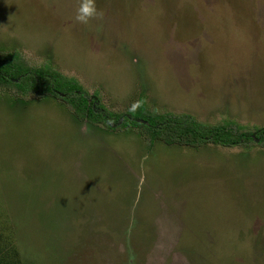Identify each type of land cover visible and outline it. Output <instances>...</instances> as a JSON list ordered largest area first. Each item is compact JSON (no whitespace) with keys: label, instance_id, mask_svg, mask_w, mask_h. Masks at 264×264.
<instances>
[{"label":"rangeland","instance_id":"1","mask_svg":"<svg viewBox=\"0 0 264 264\" xmlns=\"http://www.w3.org/2000/svg\"><path fill=\"white\" fill-rule=\"evenodd\" d=\"M0 0V53L110 111L264 127V0ZM3 264H264V148L157 142L0 95Z\"/></svg>","mask_w":264,"mask_h":264},{"label":"trees","instance_id":"2","mask_svg":"<svg viewBox=\"0 0 264 264\" xmlns=\"http://www.w3.org/2000/svg\"><path fill=\"white\" fill-rule=\"evenodd\" d=\"M8 94L24 103L54 98L61 101L78 121L108 132L140 137L148 148L162 142L167 146L199 149L206 145L264 148V127L243 124L227 117L215 123L201 121L187 113L152 110L145 100L131 111H110L97 94L91 96L73 75H65L51 63H34L23 53H0V95ZM1 255V251H0ZM0 264L3 260L0 259ZM5 264H16L5 262Z\"/></svg>","mask_w":264,"mask_h":264},{"label":"clouds","instance_id":"3","mask_svg":"<svg viewBox=\"0 0 264 264\" xmlns=\"http://www.w3.org/2000/svg\"><path fill=\"white\" fill-rule=\"evenodd\" d=\"M98 15L94 0H83L80 8L77 10L76 19L81 23H87L89 19Z\"/></svg>","mask_w":264,"mask_h":264}]
</instances>
